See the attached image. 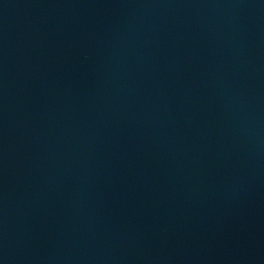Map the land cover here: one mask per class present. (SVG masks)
I'll return each instance as SVG.
<instances>
[{
    "label": "water",
    "instance_id": "obj_1",
    "mask_svg": "<svg viewBox=\"0 0 264 264\" xmlns=\"http://www.w3.org/2000/svg\"><path fill=\"white\" fill-rule=\"evenodd\" d=\"M0 264H264V0H0Z\"/></svg>",
    "mask_w": 264,
    "mask_h": 264
}]
</instances>
